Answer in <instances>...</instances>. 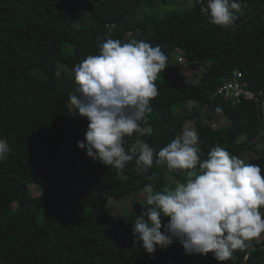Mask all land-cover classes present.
<instances>
[{
	"label": "trees",
	"instance_id": "1",
	"mask_svg": "<svg viewBox=\"0 0 264 264\" xmlns=\"http://www.w3.org/2000/svg\"><path fill=\"white\" fill-rule=\"evenodd\" d=\"M170 1L0 0V138L11 147L0 163V264H264V239L256 238L226 262L212 253L185 255L179 243L157 248L150 257L133 244L131 231L145 195L126 217L129 229L122 214L104 213L94 223L87 216L112 199L141 193L146 184L155 191L169 186L166 167L154 164L145 175L127 167L117 170L94 162L77 146L88 121L70 108L69 96L77 88L74 66L98 55L106 39L132 41L128 33L133 40L159 45L167 64L177 49L192 61H210L195 83L163 80L164 71L158 76L159 96L148 114L153 133L143 138L155 152L181 134L187 120L200 118L201 160L216 145L244 161L254 150L257 156L250 162L264 170L259 141L248 146L264 130V0H241L242 11L227 30L201 13L200 0L183 9L170 7ZM161 4L166 6L144 8ZM60 65L72 79L59 77ZM235 70L263 98L261 120L257 99L234 104L217 96L218 86ZM221 117L230 125L216 129ZM172 176L176 183L185 179Z\"/></svg>",
	"mask_w": 264,
	"mask_h": 264
},
{
	"label": "clouds",
	"instance_id": "2",
	"mask_svg": "<svg viewBox=\"0 0 264 264\" xmlns=\"http://www.w3.org/2000/svg\"><path fill=\"white\" fill-rule=\"evenodd\" d=\"M200 3L201 13L222 30L231 28L242 11L241 0ZM167 60L159 45L109 38L100 44L98 55L75 65L77 88L69 97L70 108L88 121L77 146L94 162L117 170L134 161L133 171L140 175L155 164L185 178L162 191H155L152 183L144 186L146 204L131 229L134 245L139 243L154 258L157 248L179 243L185 255L212 253L226 262L264 233V170L219 145L201 160L200 137L191 127L185 126L158 152L143 139L153 133L148 114L159 96L155 81ZM10 152L7 140L0 138V163ZM148 179L155 181L154 176Z\"/></svg>",
	"mask_w": 264,
	"mask_h": 264
},
{
	"label": "rangeland",
	"instance_id": "3",
	"mask_svg": "<svg viewBox=\"0 0 264 264\" xmlns=\"http://www.w3.org/2000/svg\"><path fill=\"white\" fill-rule=\"evenodd\" d=\"M194 4V0H171L169 6L172 8H189ZM161 6V7H160ZM157 5L156 7L154 5L151 6H144V8H147L148 12L151 11L152 9H162L166 5ZM88 18L91 17V15L87 16ZM90 20H87V23H89ZM134 34H127V38L129 40L134 39ZM179 57L183 58L182 62H179ZM210 64V61H192L188 57H186L185 53L181 49H177L176 51L173 52L171 55L167 68L164 70L162 79L167 80L172 83H195L197 82L200 77L203 75L206 66ZM61 70L59 71L58 75L59 77L65 75L67 79H72L73 75L70 73V70L66 68L64 71H62L63 67L60 65ZM73 95V94H72ZM71 96V95H70ZM69 96V97H70ZM191 109V105H189V108ZM262 109H264V100L262 103ZM165 121V118L162 119ZM202 124L201 119H189L186 122L187 127L194 128L196 131L198 130V127H196V124ZM215 123L217 125L216 129H220V127L226 125H230V121L227 118L221 117L218 120H215ZM223 128V127H222ZM180 135V134H179ZM263 140H259L257 142V148L259 149H264V138ZM254 150L248 151L247 155H245V162L249 163L252 158H256L257 155ZM134 166V161L129 162L127 168L133 169ZM173 174L168 173L167 176L169 178V186L166 187H174L172 183H176V181L173 179ZM34 184H30L31 189L34 187ZM37 192V193H36ZM35 194H38V190H36ZM145 194L143 191L141 193H130L126 195L125 197L116 200L112 199L109 202L106 203L105 206L98 208V209H89L87 212V216L89 217V220L94 223L97 221V219L104 213H110V214H122L125 217L126 223L128 222L127 220V215L137 211V204L136 202H142L141 197H143ZM131 225L127 223V228L129 229ZM264 239V233H262L259 237L255 239V241H261ZM248 257V256H247Z\"/></svg>",
	"mask_w": 264,
	"mask_h": 264
},
{
	"label": "built area",
	"instance_id": "4",
	"mask_svg": "<svg viewBox=\"0 0 264 264\" xmlns=\"http://www.w3.org/2000/svg\"><path fill=\"white\" fill-rule=\"evenodd\" d=\"M179 61L182 62L183 58H180ZM216 94L234 104L259 98L258 93L248 86V81L244 79L240 70H235L229 78H224L218 86ZM213 126L217 125L214 123Z\"/></svg>",
	"mask_w": 264,
	"mask_h": 264
},
{
	"label": "water",
	"instance_id": "5",
	"mask_svg": "<svg viewBox=\"0 0 264 264\" xmlns=\"http://www.w3.org/2000/svg\"><path fill=\"white\" fill-rule=\"evenodd\" d=\"M257 12H258V11H255V12H253L251 15L247 16V17L244 19V21H245V20H248L250 17L256 15ZM262 99H263L262 97L257 98L258 116H259V119H260V120L262 119V111H261V101H262ZM263 135H264V130L261 129L260 134H259L256 138H254L253 140H251L250 143L248 144V146H249L250 144H253V143H256L257 141H259ZM240 158H241V157H240ZM261 211L264 212V209H262ZM262 248L264 249L263 246H262ZM251 249H252V248L250 247V248L247 249V251L245 252L244 262L246 261L247 256H248V253L250 252Z\"/></svg>",
	"mask_w": 264,
	"mask_h": 264
},
{
	"label": "crops",
	"instance_id": "6",
	"mask_svg": "<svg viewBox=\"0 0 264 264\" xmlns=\"http://www.w3.org/2000/svg\"><path fill=\"white\" fill-rule=\"evenodd\" d=\"M224 118H227V117H224ZM227 119L229 120V118H227ZM229 121H230V120H229ZM215 124H216V123H215ZM226 126H227V125H226ZM216 127H217V126H216ZM222 127H224V126H222ZM261 140H263V139H261ZM261 140H260V141H261Z\"/></svg>",
	"mask_w": 264,
	"mask_h": 264
}]
</instances>
